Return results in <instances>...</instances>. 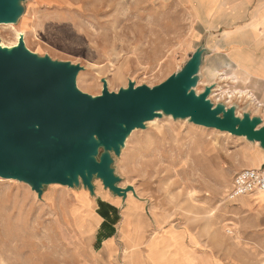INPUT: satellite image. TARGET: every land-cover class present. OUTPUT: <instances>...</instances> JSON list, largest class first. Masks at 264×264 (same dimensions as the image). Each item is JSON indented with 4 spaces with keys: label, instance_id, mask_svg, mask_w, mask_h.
Listing matches in <instances>:
<instances>
[{
    "label": "rangeland",
    "instance_id": "obj_1",
    "mask_svg": "<svg viewBox=\"0 0 264 264\" xmlns=\"http://www.w3.org/2000/svg\"><path fill=\"white\" fill-rule=\"evenodd\" d=\"M24 6L17 23L0 24L1 44H14L22 32L31 51L83 66L77 87L93 96L102 93L103 79L111 92L130 81L155 87L192 55L187 36L193 19L181 0H25ZM215 78L220 90L212 102L237 105L242 116L249 95L230 98L227 91L237 90L231 80ZM204 85L200 80L198 94ZM255 148L260 143L244 136L163 114L132 132L113 167L119 186L137 191L141 200L130 192L128 210L141 205L134 219L150 226L148 237L163 217L164 226L203 232L215 250L249 248L254 213L241 203L255 199L234 201L228 194L238 167L259 159ZM95 186L92 195L83 185L51 184L39 198L26 182L0 177V264H126L123 198L100 179Z\"/></svg>",
    "mask_w": 264,
    "mask_h": 264
},
{
    "label": "water",
    "instance_id": "obj_2",
    "mask_svg": "<svg viewBox=\"0 0 264 264\" xmlns=\"http://www.w3.org/2000/svg\"><path fill=\"white\" fill-rule=\"evenodd\" d=\"M24 1L0 0V24L17 23ZM206 53L200 45L180 71L155 87L130 81L111 92L103 79L102 93L93 96L77 87L83 66L31 51L23 35L15 46L0 40V177L26 182L39 198L51 184L83 185L95 195L96 179L123 200L129 192L137 196L133 186H119L114 154L121 155L133 131L163 114L244 136L264 149L262 117L213 103L216 83L196 92Z\"/></svg>",
    "mask_w": 264,
    "mask_h": 264
},
{
    "label": "crops",
    "instance_id": "obj_3",
    "mask_svg": "<svg viewBox=\"0 0 264 264\" xmlns=\"http://www.w3.org/2000/svg\"><path fill=\"white\" fill-rule=\"evenodd\" d=\"M181 2L189 8L193 19L192 30L187 36L188 46L193 47L191 54L200 45L207 49L200 72L201 80H205L203 89L216 83V76L231 80L228 85L237 90L227 91L228 97L249 95L245 101L249 109L244 112L264 120V0ZM218 90L219 84L213 92ZM255 149L261 150L259 159L250 160L238 169L264 166V150ZM250 196L255 199L253 204L241 203L244 209L254 213L249 222L250 247L236 245L232 250L210 248L213 240L203 232L190 226H164L166 220L163 217L151 227L157 231L148 237L150 226H143L134 219L142 209L141 205L129 212L131 206L127 196L123 200L121 227L122 239L127 247L126 264H264V194ZM242 197L233 200H242ZM121 200L116 202L119 204ZM90 219H95V227L100 222L93 209Z\"/></svg>",
    "mask_w": 264,
    "mask_h": 264
},
{
    "label": "built area",
    "instance_id": "obj_4",
    "mask_svg": "<svg viewBox=\"0 0 264 264\" xmlns=\"http://www.w3.org/2000/svg\"><path fill=\"white\" fill-rule=\"evenodd\" d=\"M264 192V166L259 168H244L237 172L232 180L228 194L230 199L243 195Z\"/></svg>",
    "mask_w": 264,
    "mask_h": 264
},
{
    "label": "bare ground",
    "instance_id": "obj_5",
    "mask_svg": "<svg viewBox=\"0 0 264 264\" xmlns=\"http://www.w3.org/2000/svg\"><path fill=\"white\" fill-rule=\"evenodd\" d=\"M21 35H23L24 36V38H25V34L24 33H22V32H17L16 33V41L14 42V44H12V45H6V43L4 42V41H2V46H8V47H10V46H15V45H17V43H18V41H19V38H20V36ZM218 86V84L216 85V87ZM153 121V120H152ZM150 122V121H149ZM255 143H259V142H255ZM261 149H263L262 147H261ZM264 150V149H263ZM257 156V155H256ZM258 157V156H257ZM256 157V158H257ZM10 180H15V179H10ZM130 193V192H129ZM133 193V192H132ZM136 193H137V191H136ZM259 193H263L264 194V192H259ZM135 194L133 193V196H134ZM244 196V195H243ZM135 197V196H134ZM121 198V197H120ZM128 198H129V194H128ZM135 198H138V197H135ZM139 200H141L140 198H138Z\"/></svg>",
    "mask_w": 264,
    "mask_h": 264
}]
</instances>
